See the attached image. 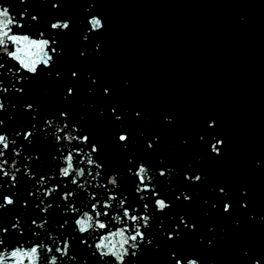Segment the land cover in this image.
Returning <instances> with one entry per match:
<instances>
[{
	"label": "water",
	"instance_id": "1",
	"mask_svg": "<svg viewBox=\"0 0 264 264\" xmlns=\"http://www.w3.org/2000/svg\"><path fill=\"white\" fill-rule=\"evenodd\" d=\"M57 2L53 8L51 0H0L24 25L14 31L34 37L43 32L58 50L51 66L32 76L0 56L5 105L0 133L14 139L12 147L20 152L18 157L6 152L9 164L16 159L20 171L14 186L0 180V195L15 200L5 209L10 224H17L12 229L17 245L43 241L55 254L56 241L62 246L67 237L75 259L66 257L61 264H105L89 246L101 233L74 232L79 212L68 207L90 210L101 201L103 213L102 203L112 193L117 200L103 217L109 227H116L111 215L122 213L116 207L120 199L130 212L136 208L134 214L152 217L143 229L147 239L126 264H175L188 258L200 264H264V0ZM93 15L104 27L85 40ZM56 20L70 21V27L53 31L50 24ZM65 123L64 132L87 135V143H56L55 127ZM74 125L78 131L73 132ZM26 131L33 134L31 143L24 140ZM121 133L126 143L118 141ZM216 140L223 141L219 155L210 150ZM92 145L98 147L92 155L103 166L102 175L93 181L73 153L76 167H85L78 179L85 185L81 190L70 177H59L61 156L71 149L84 155ZM141 162L150 169L153 190L171 205L163 212L156 211L152 191H135ZM160 170L165 176L158 175ZM91 171L95 175L96 169ZM110 174H117L119 186L99 187ZM197 175L199 181L191 179ZM52 186L57 190L45 198L44 190ZM67 192L74 195L65 201L61 197ZM107 264L114 261L109 258Z\"/></svg>",
	"mask_w": 264,
	"mask_h": 264
},
{
	"label": "clouds",
	"instance_id": "2",
	"mask_svg": "<svg viewBox=\"0 0 264 264\" xmlns=\"http://www.w3.org/2000/svg\"><path fill=\"white\" fill-rule=\"evenodd\" d=\"M45 2V0H41ZM53 8L58 7L57 0H51ZM20 3H26V0H20ZM27 10L25 9V12ZM87 11V9H86ZM25 12L20 13V20H24ZM38 17L33 15L31 17L32 21H37ZM89 29L84 34V39H87L89 32L100 31L103 29L104 24L103 20L98 16H91L88 19ZM24 25L21 24L11 12L10 7L6 6L4 3H0V56L6 57L8 60L12 61L18 66V72L27 73L28 76L36 75L39 72L41 67L49 68L54 62V55L58 53L56 48H53L52 45L56 43L55 40H49L45 38V34L40 32L37 37H34L28 33H20L14 31V29L22 28ZM70 27V21L67 20H56L50 24V29L53 31H64ZM99 48V45H96ZM4 67V64L0 63V69ZM11 71V69L9 70ZM76 74L73 73V76ZM2 83V82H0ZM3 91H7L3 89ZM17 92L22 91L21 89H16ZM69 94H72V90H68ZM107 94V90H105ZM31 108V105L27 106ZM5 108L4 102L0 100V111H3ZM61 118L63 119L66 114L61 113ZM138 115V114H137ZM116 119H120L119 116ZM166 121L170 122V118H166ZM3 124V121H0V125ZM45 124L52 126L53 120L47 119ZM209 126H212L210 123ZM68 125L65 123L62 127L57 125L55 127V141L60 143L61 139L65 144H72L74 141L80 144H86L88 141V136H76L69 132H64V129ZM78 131V129L73 126V132ZM64 132L63 137L59 133ZM19 136V133L16 134ZM32 132L26 131L24 133V140L31 143ZM118 141L121 143H126L128 137L126 134L121 133L117 137ZM16 141L11 139L7 134L0 133V180L7 178L10 182H14L17 179L16 173L20 171L17 167V160L13 159L11 164L5 158L6 152L11 150L14 157H18L20 152L13 148ZM223 141L216 140L211 144L210 150L213 154L219 155V146H222ZM149 148L152 147L151 144L148 145ZM98 152V147L92 145L90 152H85L84 155H81L80 149H71L61 156L62 166L58 169V175L61 179H70L72 185H77L81 190H84V184H78V179L85 176V167H76V155H80V164H84L89 171L87 175L95 181L98 177L102 175V165L99 164L93 157V153ZM86 157V158H85ZM55 159V157H54ZM131 162V161H130ZM7 166V170L6 167ZM92 168L96 169L95 175L91 171ZM131 174V170H129ZM75 173V175H73ZM165 171L160 170L158 175L161 177L165 176ZM25 175H28L27 170H25ZM138 184L136 185L135 191L139 195L141 193H146L152 191L153 204L157 212H163L167 210L171 205L164 198H159L158 193L153 190V187L150 185L152 176L150 175V169H148L142 162L138 164L137 169L134 173ZM31 178V177H30ZM186 179L189 177L186 175ZM194 181H199L201 177L199 175L191 178ZM45 178L41 177L39 183L43 184ZM99 187L106 188L111 186L112 189L117 188L118 180L117 174H110L107 177L106 185L99 184ZM57 190L56 186L49 187L44 190L43 195L45 198H48L52 193ZM223 192V189L220 190ZM31 195V193H29ZM72 192H67L62 195V199L67 201L73 197ZM90 199H95V196H91ZM140 199H145L144 196H140ZM186 201L190 200V197L185 196ZM117 200L115 194L109 193L108 199L103 201L102 206L106 211L101 213L98 210V204L101 201L91 204L90 210H79L75 209L73 205H69V212H79V215H76V218L73 220L74 229L73 231L80 234L81 236H91L93 233H101L94 237L93 245L94 254H98L99 259L105 264L109 258L114 261V264H126L129 256L136 257L139 252V246L144 242L147 237L144 234L143 229L150 227V221L152 217L150 215H136L134 214L137 209L133 208L130 212L129 208L126 207V200L120 199L116 204V207L122 210L121 214L111 215V221L116 225L113 229L109 227V224L103 219V217H108L110 215L109 209L112 208L113 201ZM43 203V201H41ZM15 204V200L12 196L4 195L2 198V203H0V209L5 207H10ZM246 206V205H242ZM48 207H51L49 205ZM149 206L144 204V209L147 211ZM43 209L42 211H46ZM230 210V205H224V211L227 212ZM94 213V215H93ZM33 225L38 228H43V223L37 224L36 221H32ZM67 223V221H65ZM181 223H184L183 218H181ZM131 225V228L129 227ZM12 229H17V224L13 223L11 225ZM8 229L0 228V233H6ZM35 235V234H34ZM51 238V237H50ZM172 236L169 234V239ZM81 243H87L86 240H81ZM148 243L151 244V240H148ZM71 244L69 239L66 237L62 243V246L59 241H56V247L54 249L49 244H45L43 241L40 243H32L30 247L25 246L24 243L14 245L11 248L4 244L2 236H0V264H61V261L64 258L75 259V257L70 256ZM45 257L47 258L45 260ZM172 257L175 258V254H172ZM175 264H200L197 259L188 258L186 261H181L180 259L175 260ZM254 264H259V261H254Z\"/></svg>",
	"mask_w": 264,
	"mask_h": 264
}]
</instances>
